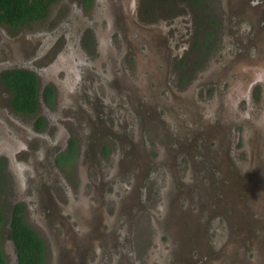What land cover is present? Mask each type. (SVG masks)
<instances>
[{
  "label": "flooded vegetation",
  "instance_id": "obj_1",
  "mask_svg": "<svg viewBox=\"0 0 264 264\" xmlns=\"http://www.w3.org/2000/svg\"><path fill=\"white\" fill-rule=\"evenodd\" d=\"M67 3L79 9L54 21ZM258 4L54 0L44 16L0 20L14 264L17 206L44 264H264ZM17 71L36 77L34 111L16 107Z\"/></svg>",
  "mask_w": 264,
  "mask_h": 264
},
{
  "label": "trees",
  "instance_id": "obj_2",
  "mask_svg": "<svg viewBox=\"0 0 264 264\" xmlns=\"http://www.w3.org/2000/svg\"><path fill=\"white\" fill-rule=\"evenodd\" d=\"M52 1L54 0H0V20L7 23H21L44 16ZM7 79L18 91L15 98L16 107L20 110L34 111L37 107L35 75L17 71L10 73ZM20 211L21 208L17 206L11 222L12 236L19 257L18 264H44V243L25 222ZM4 220L5 214L0 204V225ZM0 264H9L1 244Z\"/></svg>",
  "mask_w": 264,
  "mask_h": 264
},
{
  "label": "rangeland",
  "instance_id": "obj_3",
  "mask_svg": "<svg viewBox=\"0 0 264 264\" xmlns=\"http://www.w3.org/2000/svg\"><path fill=\"white\" fill-rule=\"evenodd\" d=\"M69 1H71V0H69ZM56 6H61V4L58 3ZM62 6H63V8L61 9L59 15L55 16L56 20H54V21H57L60 18L69 17L68 13L71 14V11H73V9H74V12H76L79 9V7H78L79 4H77L76 6H73V5L67 3L66 5L63 4ZM4 193H5L4 191L0 190V201L2 202L4 210L6 212L5 213L6 214V222L3 225V227H2V232H3L2 247H3L7 257L9 258L10 264H14V259L12 257H13V254H15V250L12 249L11 245H10V244H12L11 243L12 242V237H11V235L9 233L10 232V228H9V225H8V217H9V214H10V210H11V207H12L13 200L10 199L9 197L5 196Z\"/></svg>",
  "mask_w": 264,
  "mask_h": 264
},
{
  "label": "water",
  "instance_id": "obj_4",
  "mask_svg": "<svg viewBox=\"0 0 264 264\" xmlns=\"http://www.w3.org/2000/svg\"><path fill=\"white\" fill-rule=\"evenodd\" d=\"M261 1L263 0H251V5L256 8L259 5L258 2L260 3Z\"/></svg>",
  "mask_w": 264,
  "mask_h": 264
}]
</instances>
